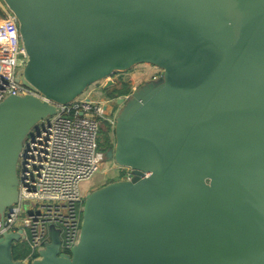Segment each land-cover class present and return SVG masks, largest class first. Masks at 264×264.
<instances>
[{
    "label": "water",
    "instance_id": "water-1",
    "mask_svg": "<svg viewBox=\"0 0 264 264\" xmlns=\"http://www.w3.org/2000/svg\"><path fill=\"white\" fill-rule=\"evenodd\" d=\"M1 1L27 55L17 81L45 100L0 104V216L55 105L140 65L163 72L118 100L106 158L134 178L88 192L71 253L52 232L31 264H264V0ZM21 238L3 235L0 264H21Z\"/></svg>",
    "mask_w": 264,
    "mask_h": 264
},
{
    "label": "built area",
    "instance_id": "built-area-1",
    "mask_svg": "<svg viewBox=\"0 0 264 264\" xmlns=\"http://www.w3.org/2000/svg\"><path fill=\"white\" fill-rule=\"evenodd\" d=\"M5 13L0 19V104L10 96L45 100L17 81L27 55L16 19L6 8ZM156 69L150 81L162 77V70ZM118 74L108 80L114 84L125 81L126 73ZM106 83L94 85L68 105H55L56 115L43 121L24 143L18 162V200L0 216V239L6 233H19L22 238L17 243L28 247L27 255L17 261L21 264L40 258V251L51 242L52 227L58 232L61 254H70L76 245L90 189L87 185L100 172L106 157L99 134L104 124L115 126L120 108L118 97H104ZM132 93L125 95V100ZM118 168L120 180L134 178L130 169Z\"/></svg>",
    "mask_w": 264,
    "mask_h": 264
},
{
    "label": "rangeland",
    "instance_id": "rangeland-1",
    "mask_svg": "<svg viewBox=\"0 0 264 264\" xmlns=\"http://www.w3.org/2000/svg\"><path fill=\"white\" fill-rule=\"evenodd\" d=\"M155 72H157V69L150 65L137 66L136 68L127 72L124 75V80L128 84H126V86L120 85L118 86L117 89L122 92L125 90H127V92L129 93L134 92L138 88L143 86L146 82H149L150 81L149 79L152 77V75L155 74ZM115 78L118 79L119 77L116 76ZM125 81L120 80L119 84ZM93 87L94 85L89 87L85 94H87ZM120 110L121 108H118L117 113H119ZM114 128L115 126L113 127L110 124L103 125V132L100 131L99 134V143L103 148H107L110 144L114 146L115 144ZM120 175H121L120 170L117 167V165L113 161L105 157L100 172L97 173L95 178L90 182V185H87L90 188L89 192L97 190L107 184L120 180ZM52 230L54 233H56L55 227H52Z\"/></svg>",
    "mask_w": 264,
    "mask_h": 264
},
{
    "label": "trees",
    "instance_id": "trees-1",
    "mask_svg": "<svg viewBox=\"0 0 264 264\" xmlns=\"http://www.w3.org/2000/svg\"><path fill=\"white\" fill-rule=\"evenodd\" d=\"M6 17V15L4 14V12L2 11V9L0 8V18H4ZM108 92V96L111 98L114 97H118V96H122V95H128L129 92H127V90L125 91H120L117 88H113L107 91ZM101 132H103V128L101 130ZM108 140V139H107ZM109 144V142H108ZM113 145L110 144L107 148H103L101 145L100 147L102 148V150L105 152L111 148ZM28 253V247L25 243H17L14 246V250H13V256H14V260L18 261V260H22Z\"/></svg>",
    "mask_w": 264,
    "mask_h": 264
},
{
    "label": "flooded vegetation",
    "instance_id": "flooded-vegetation-1",
    "mask_svg": "<svg viewBox=\"0 0 264 264\" xmlns=\"http://www.w3.org/2000/svg\"><path fill=\"white\" fill-rule=\"evenodd\" d=\"M118 75H119V74H118ZM146 83H147V82H146ZM126 84H128V83H127V82H121L120 84L117 83V84H115V86H113L112 88H109V89H107V90H106L105 87H104V91H108V90L113 89V88H118V86H120V85H122V86H126ZM103 95H104L105 98L109 97V96H108V92H106V93L103 92ZM124 96H125V95L118 96V98H117V100H116V105H117L118 107H120V108H121V105H118V100H119V99H125ZM119 97H121V98H119Z\"/></svg>",
    "mask_w": 264,
    "mask_h": 264
},
{
    "label": "crops",
    "instance_id": "crops-1",
    "mask_svg": "<svg viewBox=\"0 0 264 264\" xmlns=\"http://www.w3.org/2000/svg\"><path fill=\"white\" fill-rule=\"evenodd\" d=\"M0 8L2 9V11L4 12V14L6 15V13H5V6L3 5V3H2V1L0 0ZM1 19V18H0ZM103 92H107V91H104V89H103Z\"/></svg>",
    "mask_w": 264,
    "mask_h": 264
}]
</instances>
